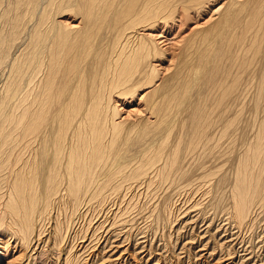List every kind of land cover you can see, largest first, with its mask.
I'll use <instances>...</instances> for the list:
<instances>
[{
  "label": "bare ground",
  "instance_id": "6f19581e",
  "mask_svg": "<svg viewBox=\"0 0 264 264\" xmlns=\"http://www.w3.org/2000/svg\"><path fill=\"white\" fill-rule=\"evenodd\" d=\"M224 1L213 30L156 86L163 52L150 32L218 0H0L2 234L25 250L51 223L59 256L77 219L89 217L83 239L95 240L107 219L91 233L93 220L114 207L121 218L136 190L124 209L154 224L196 194L210 195L206 209L224 226L254 222L264 208V118L252 120L264 105V0ZM143 89L152 120L118 122L117 101Z\"/></svg>",
  "mask_w": 264,
  "mask_h": 264
},
{
  "label": "rangeland",
  "instance_id": "374dc122",
  "mask_svg": "<svg viewBox=\"0 0 264 264\" xmlns=\"http://www.w3.org/2000/svg\"><path fill=\"white\" fill-rule=\"evenodd\" d=\"M239 1L244 2V0ZM224 4V0H218L215 4L207 6L200 15L191 13L187 19L180 14L173 23L165 26L158 24L154 31L150 32L156 37L155 40L163 52V57L153 63L160 77L156 86L171 79L169 77L174 73L179 59L187 51L189 43L199 44L200 40H203V33L213 30ZM65 18L66 23L72 26L79 23L73 18L67 16ZM149 90L143 89L142 93H138L133 99L118 100L116 105L114 104L119 109L117 121L129 123L140 119L145 120L144 118L151 121L142 101L143 95H146ZM217 94L218 92L215 93ZM263 108L264 105L257 111L258 113L256 112L257 114H252L254 116L252 120H255L256 126L264 118ZM248 118L249 114L246 111L243 112L241 118L243 126ZM229 165L233 169L231 164ZM230 167L226 166L227 171L231 170ZM136 192L137 190L128 194L125 197L126 200L128 201V196L136 195ZM198 199L201 205L195 207L194 203ZM210 199H212L210 195L200 197L196 194L187 204L178 202L171 207L169 218L165 217L164 221L158 224L144 217L146 216L144 210L138 212L136 209L131 210L132 207L128 211L124 209L127 206L125 200L119 207L125 211L117 213L121 215V218L116 217L114 221L113 215L117 210L114 207L109 214L104 213L101 219L99 216L94 219L95 221L93 220L89 226L91 233L107 219L102 229L94 233L98 235L95 240V235L91 238V234H87L88 238L83 239L85 234L82 231L86 229L89 217L77 219L72 226L73 229L71 228L69 239L60 246L62 249L59 256L57 252L53 253L54 255L51 253L53 252L51 251L52 241L48 244L46 242L51 223L45 228L48 231L42 232L40 236L42 241L41 238L38 243L34 241V246L25 250L20 248L13 239H9L0 232V264H64L68 251L71 256L76 257L77 262L72 261L73 264H93L90 258H95L94 264H264V208L256 206L253 211L257 216L254 218V224L251 223V226L246 224L238 231L233 225L224 226L221 214L218 212L214 214L208 210L209 208L206 209ZM144 201L139 200L142 204ZM111 223H114V226L111 227ZM105 238H108L107 243L104 241Z\"/></svg>",
  "mask_w": 264,
  "mask_h": 264
}]
</instances>
